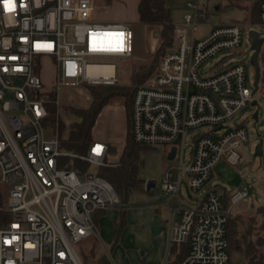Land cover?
<instances>
[{
  "label": "built area",
  "instance_id": "built-area-1",
  "mask_svg": "<svg viewBox=\"0 0 264 264\" xmlns=\"http://www.w3.org/2000/svg\"><path fill=\"white\" fill-rule=\"evenodd\" d=\"M14 5L8 11L0 0V182L7 189L9 213L5 222L0 220V264H84L74 244L98 236L95 212L121 205L113 185L98 173L99 166L115 162L108 159V143L95 138L83 154L62 147L59 134L46 125L48 105L59 104L64 85L115 83L116 64L108 58L133 54L132 32L126 22L95 20L92 0H14ZM187 5L189 11L173 23L171 44L157 69L135 87L131 102L133 140L169 145L168 151L174 146L173 159L178 158L161 175L159 192L167 195L163 203L170 219L159 264H254L231 263L226 237L234 208L250 199L249 185L229 192L227 204L213 188L189 203L178 187L184 174L189 187L201 191L219 160L241 161L239 149L249 134L234 118L253 100L249 41L250 56L228 62L250 29L260 35L264 0L257 22L214 23L204 37L197 34L210 24L206 9L198 0ZM104 33H123V50H109L116 40ZM221 52L227 53L206 66ZM44 58H50L54 70L49 89L42 87L39 75ZM187 129L200 131L192 137L184 164ZM73 159L89 166H71ZM171 197L177 206H170ZM185 244L187 252L180 258Z\"/></svg>",
  "mask_w": 264,
  "mask_h": 264
},
{
  "label": "rangeland",
  "instance_id": "rangeland-1",
  "mask_svg": "<svg viewBox=\"0 0 264 264\" xmlns=\"http://www.w3.org/2000/svg\"><path fill=\"white\" fill-rule=\"evenodd\" d=\"M95 5L93 18L101 22L124 21L128 24L132 32L133 54L130 57H109V60L116 64V84L131 85V72L137 68L144 67L152 58L153 53L159 43V26L144 23L136 19L135 0H92ZM116 1V2H115ZM189 0H175L171 6V17L173 23H179L183 14L189 11ZM200 6L208 11L209 25L198 28L197 37L207 35L213 23L230 21L239 10L226 5L225 0H198ZM215 5H220V9L215 10ZM261 36L264 37V28L261 29ZM227 52H221L210 58L206 66L217 61ZM250 56L247 37L243 39L236 54L229 57L228 63L247 58ZM50 58H44L40 69L42 87L49 89L53 85V66L49 63ZM205 67V66H204ZM204 72V71H202ZM153 74V73H152ZM151 74V75H152ZM149 75V76H151ZM254 69L249 67L248 84L252 86ZM148 76V77H149ZM147 77V78H148ZM146 78V79H147ZM144 79L141 83H143ZM59 104H51L54 108L53 116L55 123L50 125L59 134L60 139L66 138L73 121L78 120V116L70 107H86L89 105L91 97L84 84L64 85L58 94ZM255 100L256 103L252 104ZM253 100L244 107L234 118V121H241L247 128L249 139L239 149L242 160L237 165L229 164L224 159L219 160L213 167L207 185L201 191L192 190L187 184L184 174L181 175L178 192L187 202L192 203L196 196L210 188L216 187L218 191L224 187L234 189L249 185V193L252 199H246L238 204L235 214H238L245 223L239 227L242 230L248 219H256V230L258 225L264 223V212L259 211L258 205L264 204V169L262 157L254 155V149L260 139H264V91L257 89L253 93ZM256 113V116H255ZM58 114V115H57ZM58 120V122H57ZM200 131L199 129H187L184 137V158L182 163L186 164L190 159L193 149L192 137ZM95 139L114 144L115 150L110 152L109 160L117 163L120 149L123 145L126 134V111L123 97L117 96L107 103L97 117L92 129ZM169 145L148 146L139 153V174L144 180H152L155 186L147 191L145 188L132 191L128 197L127 223L121 232L119 241L111 249L112 243V221L113 210L107 211L99 220L98 236H90L75 243L77 253L82 257L90 252L91 246L96 245L98 250H102L109 255V264H159L163 254V227L156 222L155 212L167 210L163 204L166 194L159 192L161 175L165 169L178 162V158H167ZM88 166V165H87ZM170 206H176V198L169 200ZM164 212H161V214ZM163 215V214H162ZM233 215V216H234ZM264 236V228L259 231ZM231 263L244 262L241 252H229ZM84 262V260H83Z\"/></svg>",
  "mask_w": 264,
  "mask_h": 264
},
{
  "label": "trees",
  "instance_id": "trees-1",
  "mask_svg": "<svg viewBox=\"0 0 264 264\" xmlns=\"http://www.w3.org/2000/svg\"><path fill=\"white\" fill-rule=\"evenodd\" d=\"M175 0H139L137 10L139 20L144 23H149L159 26V43L153 53L151 60L142 68H137L131 72V85H121L116 83H82L89 91L91 100L86 107H70V109L78 116V120L70 124L68 135L61 139L62 147L76 152L86 153L92 143L94 136L92 129L95 125L98 115L103 107L110 102L114 97H123L126 111V134L123 145L120 149V154L117 163L114 165H105L98 167V173L106 178L113 185L114 189L120 197L121 205L117 208L112 228V243L111 249L118 243L121 232L127 223V202L132 191L144 189V180L139 174V153L142 149L147 148L146 145L136 143L132 138L131 133V102L135 87L140 84L149 75L155 72L158 62L166 48L171 44L173 34V21L171 17V6ZM259 3L260 0H255L251 9V21L259 20ZM153 4V5H151ZM132 56V55H131ZM260 64V78L258 89L264 91V43L261 47L258 56ZM48 105V117L46 125L50 126L55 123L53 116L54 108ZM58 122V120H57ZM109 152L115 150V146L108 142ZM79 164L83 167H88L87 162H81L73 159L74 166ZM262 164L264 169V140H263V155ZM88 165V166H87ZM214 189V188H213ZM216 189V188H215ZM7 189L0 182V220L5 222L9 218L6 205ZM224 202L227 204L229 192L223 193ZM259 211L264 212V204L258 205ZM104 210L95 212L94 220L97 221L99 214H104ZM262 213V212H261ZM245 221L238 215L230 217L227 221V241L228 250L241 252L245 261L249 263L259 264L264 263V236L259 233L264 228V223L259 224L256 230V219L251 217L245 224L242 230H239ZM187 252V245L181 247L180 258ZM84 264H109L108 255L98 250L96 245H92L90 252L83 256Z\"/></svg>",
  "mask_w": 264,
  "mask_h": 264
},
{
  "label": "crops",
  "instance_id": "crops-1",
  "mask_svg": "<svg viewBox=\"0 0 264 264\" xmlns=\"http://www.w3.org/2000/svg\"><path fill=\"white\" fill-rule=\"evenodd\" d=\"M133 1V0H132ZM136 1V12H137V17L136 19L139 20V14H138V10H137V6H138V2L139 0H135ZM116 2V1H115ZM225 4L226 5H229L231 7H235L236 9L239 10L238 14H236V16L232 17L230 19V21H222V22H232V21H239V22H242V23H246V24H250V23H253V21H251V9H252V6H253V3L255 2V0H225ZM218 9H220V5H215V10L217 11ZM207 11V10H206ZM207 15H208V11H207ZM140 21V20H139ZM173 21V20H172ZM121 22H124L121 20ZM257 22V21H256ZM218 23H221V22H218ZM214 24V23H213ZM264 140V139H262ZM108 143V142H107ZM263 146V144H262ZM242 160V158H241ZM239 164V163H238ZM145 187V186H144ZM210 188H213V187H210ZM216 187H214L215 189ZM235 188H238V187H235ZM234 188V189H235ZM152 189V188H151ZM149 189V190H151ZM234 189H230V188H227V187H224L223 189H221L220 191H218L217 189H215L216 191L220 192V193H224L225 191L226 192H231L232 190ZM147 190V191H149ZM171 198H174V197H171ZM170 198V199H171ZM250 199H252V197H250ZM177 200V199H176ZM242 201H240L238 204H240ZM164 204V203H163ZM237 204V205H238ZM236 205V206H237ZM177 206V204H176ZM172 207H175V206H172ZM167 208V206H166ZM107 211H105L106 213ZM114 214H113V218L114 219V216H115V213H116V210H113ZM161 212H164L161 214ZM104 213V214H105ZM104 214H99L98 217H97V221L95 220V222L97 223V226L99 224V220L100 218L104 215ZM155 216H156V222H158L162 227L163 229H166L163 231V237H162V243H163V246H164V249H163V254H162V257H161V260L160 262L163 260L164 256H165V253H166V250H167V242H168V223H169V219H170V211L169 209L167 208V210H162V211H159V209L155 212ZM179 219V216H174V220L177 221ZM112 228H113V221H112ZM112 228H111V234H112ZM107 254V253H106ZM108 255V254H107ZM109 257V255H108ZM110 260V258H109Z\"/></svg>",
  "mask_w": 264,
  "mask_h": 264
},
{
  "label": "water",
  "instance_id": "water-1",
  "mask_svg": "<svg viewBox=\"0 0 264 264\" xmlns=\"http://www.w3.org/2000/svg\"><path fill=\"white\" fill-rule=\"evenodd\" d=\"M153 5V4H151ZM249 43H250V50H251V56H250V63L253 66L254 69V75H253V90L252 92L254 93L259 86V78H260V64L258 60L259 52L261 50V47L264 43V37L259 35L258 31L255 29H250L248 31V37H247ZM256 101L253 100L252 104H255ZM256 116V113H255ZM263 140L260 139L254 149V155H259L262 157L263 155ZM175 154V147L172 146L171 149L167 153V158L172 159ZM155 186V182L152 180H147L145 182V189L149 190L152 187Z\"/></svg>",
  "mask_w": 264,
  "mask_h": 264
},
{
  "label": "snow or ice",
  "instance_id": "snow-or-ice-1",
  "mask_svg": "<svg viewBox=\"0 0 264 264\" xmlns=\"http://www.w3.org/2000/svg\"><path fill=\"white\" fill-rule=\"evenodd\" d=\"M5 9L8 11L14 10V0H4ZM95 35V34H94ZM103 36L108 39H115L116 40V46L114 48H111L109 50H123V33H104ZM2 59V57H0ZM97 153L100 151V146H97L95 149Z\"/></svg>",
  "mask_w": 264,
  "mask_h": 264
},
{
  "label": "bare ground",
  "instance_id": "bare-ground-1",
  "mask_svg": "<svg viewBox=\"0 0 264 264\" xmlns=\"http://www.w3.org/2000/svg\"><path fill=\"white\" fill-rule=\"evenodd\" d=\"M106 68L111 69L112 66L111 65H108V66H106ZM107 77H108V75H105V78H107Z\"/></svg>",
  "mask_w": 264,
  "mask_h": 264
}]
</instances>
